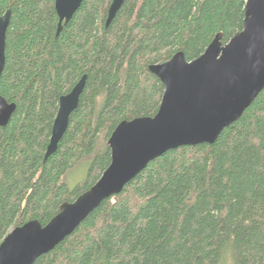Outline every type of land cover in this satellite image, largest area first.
<instances>
[{"label":"trees","instance_id":"1","mask_svg":"<svg viewBox=\"0 0 264 264\" xmlns=\"http://www.w3.org/2000/svg\"><path fill=\"white\" fill-rule=\"evenodd\" d=\"M83 0L55 36L54 0H0L10 11L0 97V243L92 187L110 164L123 121L154 117L164 87L148 67L189 62L243 29L246 0ZM85 87L57 151L44 161L59 98ZM86 169L83 184L63 177ZM33 264H264V90L212 145L164 153Z\"/></svg>","mask_w":264,"mask_h":264},{"label":"water","instance_id":"2","mask_svg":"<svg viewBox=\"0 0 264 264\" xmlns=\"http://www.w3.org/2000/svg\"><path fill=\"white\" fill-rule=\"evenodd\" d=\"M125 0H111L105 27ZM83 0H54L58 17L55 36L67 25ZM10 11L0 15V77L5 67L6 32ZM148 71L164 91L154 117L119 123L108 139L110 164L100 179L45 225L32 220L12 229L0 243V264H33L71 235L104 200L123 188L149 163L170 150L212 145L220 133L236 121L264 90V0H246L243 29L223 45L218 34L198 58L187 61L182 52L153 64ZM83 76L71 91L59 98L44 161L55 154L76 111L85 87ZM15 110L0 97V126Z\"/></svg>","mask_w":264,"mask_h":264},{"label":"rangeland","instance_id":"3","mask_svg":"<svg viewBox=\"0 0 264 264\" xmlns=\"http://www.w3.org/2000/svg\"><path fill=\"white\" fill-rule=\"evenodd\" d=\"M85 176L86 169L82 165H78L63 177V182L69 188H73L77 185L83 184L85 181Z\"/></svg>","mask_w":264,"mask_h":264},{"label":"bare ground","instance_id":"4","mask_svg":"<svg viewBox=\"0 0 264 264\" xmlns=\"http://www.w3.org/2000/svg\"><path fill=\"white\" fill-rule=\"evenodd\" d=\"M58 109V108H57Z\"/></svg>","mask_w":264,"mask_h":264}]
</instances>
